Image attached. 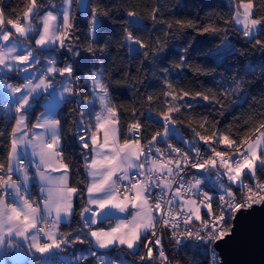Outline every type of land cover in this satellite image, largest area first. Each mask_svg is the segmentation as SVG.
<instances>
[{"label":"snow or ice","instance_id":"snow-or-ice-1","mask_svg":"<svg viewBox=\"0 0 264 264\" xmlns=\"http://www.w3.org/2000/svg\"><path fill=\"white\" fill-rule=\"evenodd\" d=\"M227 6L232 8L230 0ZM254 7L256 11H253ZM81 8L88 10L81 12V17L91 15L86 35L94 38L102 30L101 17L110 18L111 14L90 8L83 0H60L54 7L55 15L50 10L53 5L46 4L42 8L36 0H29L18 19L9 18L7 21L0 8V41L7 42L0 45V71L13 70L19 74L32 68L34 73H39L31 78L26 75L24 79L27 82L20 85L0 81L11 97L9 103L15 104L14 111L7 107L3 112L6 122L15 119L14 126L10 131L0 130V138L6 137L9 141L7 167L0 163V246L6 243L12 246L14 238H22L21 243L27 242L28 250H34L29 264H48V257L61 250L62 246L79 242L89 246L83 259L92 257L96 264H116L109 256L112 249L126 246L136 254L143 245L146 252L140 255L141 264H153L154 260L159 264H171L161 243L163 232L171 230L170 240L177 249L181 246L193 249L203 246L205 254L209 249L212 251L213 264H221L215 259L216 248L235 239L242 220L258 210L264 211V179L260 178L264 177V113L259 114L262 119L258 127L252 128L243 138L231 128L220 131L212 126L211 135H201L200 131L189 126L187 131L191 135L185 140L177 127V119L186 112L189 115L195 113L201 100L208 102L211 109L218 106L217 114L223 117L229 109L241 103L247 91V81L233 76L229 87L224 88L220 84L218 92L210 95L205 94L207 90L185 91L181 87L177 91L168 79L172 68L164 67L159 70L167 86V90L161 93L165 97L162 105L165 110L157 114L156 120L162 131L149 132L150 126L144 125L139 117L147 115L150 110L138 111L135 108L130 113L134 122L125 121V129L121 116L129 115L128 110L115 104L112 93L121 89L123 93H138L137 84L145 86L149 77L133 82L130 73L121 65L113 68L105 79V58L109 55L110 44L87 47L84 51L91 56L81 52L74 27L78 19L76 12ZM158 11L157 8L152 9L151 26L136 12H124L120 48L126 49L129 66H135V59L139 58L137 71L148 72L144 67L148 64L152 69L151 78L155 79L157 62L169 49L170 41L184 37L186 47L174 68L183 70L191 67L197 74L211 75L198 66L190 65L186 57L195 40L193 34L216 35L222 30L215 23L200 24L177 19L175 24L167 23V28L172 31L165 32L168 39L161 41L153 35L166 23L157 20ZM257 11H264V0H257L256 6L252 0L241 2L235 5V15L230 20L233 25H242L237 30L248 38L249 43L256 34L264 36V15L256 18ZM211 15L214 14H210L209 19ZM37 19L42 21V31L41 25L33 22ZM134 33H146L147 42ZM226 40L225 36L221 44ZM256 45L264 51V41L256 40ZM235 51L231 49L232 54ZM64 56L69 59L61 60ZM42 62V68L34 67ZM58 63H63V67L57 66ZM84 68H89V71L84 73ZM260 70V82L264 85V63H261ZM244 71L247 74L254 68L249 65ZM78 72L81 75H77ZM122 72L124 75L120 76ZM113 75L120 76L125 83L117 81L113 84ZM177 78H181L179 73ZM82 80L85 88L91 82L90 99L81 92ZM45 93L47 96L41 102L40 97ZM54 95H58L61 102L76 100L77 107L70 110L73 116L70 129L62 125L61 120L65 119L62 113L54 114L46 106ZM233 96L236 98L230 99ZM261 97V106L264 107V92ZM97 99L100 111H93ZM145 99L151 104L160 97L149 94ZM38 105L45 106V111L29 126V114ZM251 120L245 121L244 128L250 127ZM183 123L181 120L180 126ZM210 123L204 116L198 127L208 131ZM173 134L180 136L186 150L168 143ZM234 135L235 139L232 138ZM142 140L145 143L142 144ZM157 142H163L166 151L155 147ZM219 146H225L224 150H218ZM65 147L72 149L74 154L79 149L82 166L73 168L70 165L77 164V161L65 162ZM25 157H28L27 163ZM81 169L83 179H77V186H72L70 177H79ZM52 172L59 174L52 175ZM209 172H215L211 184L204 179ZM13 175L18 179L13 180ZM32 181H36L39 187L36 199L31 198ZM154 189L159 191L154 192ZM75 197L80 198L79 204H76ZM9 199L13 203H8ZM76 207L81 209L78 214ZM117 212L124 214L123 218L117 216ZM74 216L83 228L89 230L87 239H81L80 235L73 239L74 233L59 231L60 225L70 222ZM113 217L117 220L115 226L109 224L107 230L99 227L98 222ZM93 225L97 227L93 229ZM187 241L194 243L188 245ZM156 246L159 247L154 257L153 248ZM92 248L104 252L97 256ZM0 264H7L2 256ZM120 264L127 262L121 259Z\"/></svg>","mask_w":264,"mask_h":264},{"label":"trees","instance_id":"trees-1","mask_svg":"<svg viewBox=\"0 0 264 264\" xmlns=\"http://www.w3.org/2000/svg\"><path fill=\"white\" fill-rule=\"evenodd\" d=\"M50 0H36L38 6L42 8L49 4ZM232 8L227 5L229 0H88V5L90 8H97L101 11H109L111 17H101L102 30L94 38H88L86 33L88 32V21L91 20V15H87L86 18L81 17L82 11H77L76 16L77 21L74 24L76 28V35L79 37L81 52L84 55L91 56L90 53L84 50L91 46L93 48L102 47L105 43L110 44L109 55L106 57V67L107 72H105V79L113 72V68L120 67L123 65L132 77L133 82L139 80H144L145 76L149 79L146 81L145 86H140L139 92L128 91L123 93V89L118 92H113L114 102L117 106H122L128 110L129 115L121 116L122 125L127 127V123L134 122L131 118L132 108L138 111L150 110L147 115L140 116L139 120L146 126L149 127V132L155 133L156 131H161V125L156 123V118L154 115L165 110L163 101L165 97L161 95L163 91L167 90V86L163 81L160 70L164 67H171L172 73L168 79L173 82L174 88L179 91L182 87L185 91H205V94H211L218 92V87L223 84L224 88L229 87L231 83V78L233 76H238L240 79L247 81L246 88L247 91L244 93V98L241 103L233 106L223 117L217 114V109H211L206 101H200L195 113L189 115V113H184V115L177 119V127L179 129L185 130L187 126L196 128L198 131L211 135L212 126L220 131L225 128H231L234 133L240 137H245L247 133L251 131L252 128L258 127L261 117L260 113H264V107L261 106L262 97L261 93L264 92V85L261 84V63H264V51H261V47L256 45V40L264 41V36L256 34L255 38L248 42V38L244 37L242 32L238 31L240 27L230 23L231 17L235 15V5L241 2H248V0H230ZM254 6L257 5V0H252ZM29 4V0H0V8H2L4 13V20L7 21L9 18L18 19L22 13L26 10ZM159 9L157 15L158 21L166 22L163 28L158 29L153 33L154 36L159 37L161 41L168 39L165 36V32H171L167 28V23L175 24L177 19L180 20H191L193 22H198L200 24L215 23L222 31L216 35L210 34H193L195 35V40L192 41V46L189 48L187 55V60L192 66L200 67L204 72H210L211 75L197 74L192 70V68H186L183 70H177L174 65L179 62V55L182 49L186 47L185 38L182 37L175 41H170L169 49H166L165 53L158 61V69L156 70L155 79L151 78L152 69L148 64L144 67L148 69V72L137 71L139 65V58L135 59V66H129V60L125 48H120V43L122 40V25L124 24V12L134 11L139 16L144 18L145 22L151 26V15L152 9ZM75 10V9H74ZM88 11V10H87ZM253 11H256L254 7ZM15 13L16 15H10ZM211 15V19L208 17ZM264 15V11H257L256 18ZM229 21V23H225ZM36 22V21H34ZM37 23V22H36ZM38 24V23H37ZM100 27V26H98ZM131 30V29H130ZM191 30H189L190 32ZM140 35L142 39L147 42L148 36L146 33H134ZM227 37L224 44L221 41ZM107 37V40L104 39ZM235 49V53H231V49ZM63 51V50H62ZM243 53V55H241ZM61 60L69 59L68 56L60 58ZM69 62H71L69 60ZM92 61H89V67H91ZM97 63V69L99 68V63ZM251 65L254 71L245 73L244 69ZM59 67H63V63H58ZM84 73L89 71V68L83 69ZM177 73H179L180 79L177 78ZM14 74V72H12ZM81 75V73H77ZM124 73H120L123 76ZM120 76H112L113 84L119 81L120 84H124L125 80H121ZM14 80H19L14 74L11 78ZM202 86V87H201ZM81 92L84 93V97L91 98L89 95V90L91 88V82L89 81L88 87H83V80L81 81ZM222 91L223 89H219ZM123 93V94H122ZM153 95L154 97L159 96V100H155L149 104L145 97L146 95ZM236 97H230V99H235ZM171 99V97H167ZM246 99V102L244 100ZM41 102L45 100V96L40 97ZM4 102L0 97V130L7 129L11 130V127L15 124V119L11 118L10 122H6L4 115L2 114V106ZM77 107L75 98L71 99V102H62L56 113H62L65 119L61 120L62 125L66 129L72 127L73 116L71 114L72 109ZM44 106L38 105L35 107L34 111L30 113V125L35 122L36 116L43 110ZM97 106L95 104L94 109ZM93 109V111H94ZM210 113V114H209ZM207 116L208 120L211 122L208 131H203L198 127L200 120ZM57 118H60L57 116ZM250 122L249 128H244L245 121ZM183 120V126H180V121ZM125 121L127 123H125ZM215 121H219V124H215ZM238 129H243L237 132ZM143 131V129H142ZM150 138V137H149ZM233 139L236 136H232ZM124 139V137H122ZM145 143L144 140H142ZM239 142V141H238ZM9 141L6 137L0 138V163L5 164L7 167L6 157L8 155ZM65 162L69 160L77 161V164L70 165V167L82 166L83 161L80 159L79 149L73 150L65 147L64 150ZM259 174V173H258ZM264 178V177H262ZM77 179H83V171L81 169V174L79 177L73 175L70 177V183L72 186H77ZM35 185L32 184V191L35 193ZM86 198V196H85ZM80 198L75 197L76 204H79ZM80 207H76V213L80 211ZM62 231L67 233H74L75 235H80V238H86L85 228H83L81 223H78L76 216L71 219V222L64 224L62 226ZM74 244V243H73ZM167 252L171 258L179 261L180 264H210L209 255L205 254V250L200 247L199 249H193L191 247H183L177 249L169 243H165ZM76 249L83 251H88V245L86 244H74ZM119 251H115L118 250ZM92 251H97L92 248ZM98 252V251H97ZM122 254L127 257H133L132 251L115 248L109 254ZM103 253V252H102ZM84 264H94L93 258L89 257Z\"/></svg>","mask_w":264,"mask_h":264},{"label":"built area","instance_id":"built-area-1","mask_svg":"<svg viewBox=\"0 0 264 264\" xmlns=\"http://www.w3.org/2000/svg\"><path fill=\"white\" fill-rule=\"evenodd\" d=\"M3 75H7V74H5L4 72L3 73L0 72V79H1L0 81L7 82L6 76H3ZM29 78H31V77H29ZM14 85H19V84L16 83ZM0 97H1V99H2V101L4 103L9 104L12 109H15V104H11V103H9V100H7L6 92H5V90H4L3 86H2V83H0ZM154 116H155L154 118L157 119V115H154ZM188 128H189V126H187V128L185 130H183V131H182V129H180V133H182L183 138L185 140L189 139L190 138V135H191V133L189 131H187ZM201 135H206V134H204V133L201 132ZM141 143L143 144L142 141H141ZM168 143L172 144L174 147H177V148H184L185 150L187 148L186 145L181 144V142H180V136H178L176 134H173L172 135V137L169 139ZM201 144H203V142H201ZM155 147L160 148L162 152L166 151V145L163 142H157L155 144ZM224 147L225 146H219L218 150H224ZM153 151L155 152V148L153 149ZM24 160H25V163H27L28 162V157H25ZM31 170L33 171V167L31 168ZM198 171H203V170H198ZM132 174L135 175V172L133 171ZM257 175L259 176L258 173H257ZM214 177H215V172H209L204 177V179L209 184H211V181L214 179ZM5 178H7L6 174H5ZM260 178L261 179H264L262 177H260ZM205 190H207V189H205ZM30 191L32 193L31 198L32 199H36L38 196L35 195V193H33V191H32V184L30 185ZM158 191H159V189H154V192H158ZM158 228H159V225H158ZM182 230L183 229L181 228V231ZM62 233H64V232H62ZM170 235H171V230H165L163 232V234H162L161 243L164 245L165 254L169 257V260H170L171 264H180L179 261L175 260L174 258H171L169 256L168 252H167L166 245H165L166 242L169 243V244H171V245H173L174 247H177L176 244L173 243L170 240ZM181 239L183 240V237H181ZM145 243H148V241H145ZM186 243L188 245H192L194 242L193 241H187ZM158 247L159 246H156V247L153 248L154 257H155V255L157 253V248ZM183 247H189V246H181L180 248H183ZM201 247L204 249L203 246H201ZM87 252L88 251H83V250H80V249H76L75 246H74V244L73 243H70L66 247H63L62 246L61 250H59L58 252L53 253L50 256V262L48 264H84V262L87 261V260L83 259L82 257L83 256H87ZM94 252H97V251H94ZM145 252H146V248L143 247V245H142L140 247L139 251L133 257H131V258L130 257H127L124 254H118V255H116V254H109V256H110V258L112 260H115L116 261V264H120L121 259H123L124 261H126L127 264H132V262H135V264H141L140 255H143ZM207 253L209 255V257H208L209 258V263L210 264H213V253H212V251L209 249L207 251ZM101 254H102V252H99V251L97 252V256H99ZM215 259L219 261V256H218L216 250H215ZM93 261H94V264H96V261L94 259H93ZM153 264H159V262L156 261V260H154L153 261Z\"/></svg>","mask_w":264,"mask_h":264},{"label":"water","instance_id":"water-1","mask_svg":"<svg viewBox=\"0 0 264 264\" xmlns=\"http://www.w3.org/2000/svg\"><path fill=\"white\" fill-rule=\"evenodd\" d=\"M216 252L221 264H264V211L242 220L235 239ZM9 259L13 264H25L27 255L16 247L9 252Z\"/></svg>","mask_w":264,"mask_h":264},{"label":"crops","instance_id":"crops-1","mask_svg":"<svg viewBox=\"0 0 264 264\" xmlns=\"http://www.w3.org/2000/svg\"><path fill=\"white\" fill-rule=\"evenodd\" d=\"M243 3H247V2H243ZM243 9L241 8V11H242ZM237 26H239L240 28L242 27V25H237ZM1 45V44H0ZM38 66V65H37ZM42 66H43V63H41L38 67L39 68H42ZM16 75H19L21 78H19V80H11V82L10 81H8V83L9 84H11V85H14V84H16V83H18L19 85L20 84H23V83H26V82H23L24 81V77H23V75H21V73H19V74H17L16 72H14ZM29 77H31V76H29ZM60 78L59 77H57V80H59ZM16 95H19L18 93L16 94ZM65 95H67V94H65ZM6 96H7V100H11V97L10 96H8L7 94H6ZM60 100V99H59ZM62 104V102L60 101V103H59V105H58V107L57 108H59L60 107V105ZM5 105H7V106H9L10 107V105L9 104H7V103H5ZM96 106H97V108L96 109H94V111H96L98 108H100V104H99V101H98V99H97V102H96ZM44 109V108H43ZM12 110H15V109H12ZM58 110V109H57ZM51 112V111H50ZM57 111H55V113H56ZM53 113H54V111H53ZM54 113V114H55ZM3 114V113H2ZM40 114V113H39ZM35 122H36V120H35ZM35 122H33V123H35ZM29 126H31V125H29ZM37 131H42V129H37ZM121 143H123V139L121 138ZM28 151H29V153L31 152V148L29 147V149H28ZM13 163H15V161H13ZM33 171H34V167H33ZM62 171V170H61ZM59 173L58 172H52V175H58ZM12 179L13 180H17L18 179V177L16 176V175H14V176H12ZM31 184H34L35 185V195H37L38 196V192H39V187H38V184H37V182L36 181H32V183ZM71 184V183H70ZM34 193V192H33ZM34 195V194H33ZM75 199V198H74ZM10 200L11 199H9L8 200V203H12V202H10ZM93 207H95V206H93ZM134 211V210H133ZM117 216H120L121 218H123V216H124V214H122V213H119V212H117ZM71 222V221H70ZM70 222H64V223H62L61 225H60V227H59V231L60 232H63L62 231V226L64 225V224H68V223H70ZM99 223V227H102V228H104L105 230H107L108 229V226H109V224H111L112 226H115V224L117 223V220H116V218L115 217H113L112 219H110V220H103L102 222H98ZM97 226L96 225H93L92 226V228L93 229H95ZM88 229L87 228H85V234L86 233H88ZM88 238V236L86 235V238L85 239H87ZM21 239L22 238H14V240H13V242L16 244V246L17 247H19L20 249H22L23 250V252L24 253H26V255H27V261H26V263L25 264H29V261L31 260V258H32V253H33V251L34 250H31V251H29L28 250V244H27V242H23V243H21ZM73 239H75V236H73ZM81 239H84V238H81ZM76 246H77V244H81V243H79V242H76V243H74ZM9 248H10V245L9 244H5V245H3V246H0V250L3 252V257H4V260L5 261H7V264H13L12 262H11V260L9 259ZM13 248H16V247H12V249ZM117 248H123V249H126V250H129V249H127V247L126 246H120V247H117ZM96 249V248H95ZM97 250V249H96ZM115 251H119V249L118 250H115ZM129 251H132V250H129ZM99 252H104V250H99ZM120 254H122V252H120ZM7 258V259H6ZM50 262V256L48 257V263Z\"/></svg>","mask_w":264,"mask_h":264},{"label":"rangeland","instance_id":"rangeland-1","mask_svg":"<svg viewBox=\"0 0 264 264\" xmlns=\"http://www.w3.org/2000/svg\"><path fill=\"white\" fill-rule=\"evenodd\" d=\"M83 2L85 3V4H88V0H83ZM60 3V0H50L49 1V4H51V5H53V9H50V10H53V14L55 15L56 14V12L54 11V7L56 6V5H58ZM80 11H82V12H86L87 11V9H84V8H81V10ZM28 21H25V23H27ZM34 22V21H33ZM36 22L39 24V25H41V27H40V31H42L43 29H42V21H40L39 19H37L36 20ZM36 22H34V23H36ZM13 31H14V29H13ZM15 37H13V39H14ZM38 38V37H37ZM29 43H32L31 41H29ZM0 44L2 45V44H7V42L6 41H0ZM35 47H39V46H35ZM18 51H20V49H18ZM17 63H19V62H17ZM43 63V62H42ZM39 66V65H38ZM37 65H35L34 67L35 68H37V69H39V67H38ZM0 69H2V66H0ZM0 72H4L5 74H11L12 72H15V71H13V70H3V71H0ZM39 73L38 72H36V73H34L33 72V69L32 68H29L28 70H27V73H24V72H21V75H23V77H25L26 75L29 77V76H34V75H38ZM23 82H26L25 81V79H24V81ZM9 84V83H8ZM44 96L46 97L47 96V93H45L44 94ZM60 98H59V96L58 95H54L53 96V98L51 99V101H48L47 102V108H48V110L49 111H51L52 113H53V111H54V113H55V111H57V107H58V105H59V103H60V101L61 100H59ZM7 107H9V106H7V105H3L2 106V109H1V111H2V113L4 112V110L7 108ZM14 111V110H13ZM45 111V106H44V109L40 112V113H42V112H44ZM96 111H100V108H98ZM10 202H12L11 200H10ZM13 203V202H12ZM65 233V232H64ZM66 234V233H65ZM12 247H17L16 246V244L14 243V242H12V246H10V248H9V252L12 250ZM3 251V250H2ZM1 250H0V256H2L3 257V252H2ZM3 259H4V257H3ZM7 259V258H6Z\"/></svg>","mask_w":264,"mask_h":264},{"label":"bare ground","instance_id":"bare-ground-1","mask_svg":"<svg viewBox=\"0 0 264 264\" xmlns=\"http://www.w3.org/2000/svg\"><path fill=\"white\" fill-rule=\"evenodd\" d=\"M15 74V73H14ZM14 74H7V75H3V76H6V80H7V83H8V81H9V79L8 78H11ZM16 75V74H15ZM16 77H18V78H21L19 75H16ZM1 80V79H0ZM10 80H14V79H10ZM11 82V81H10Z\"/></svg>","mask_w":264,"mask_h":264}]
</instances>
